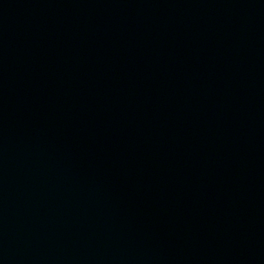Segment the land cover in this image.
<instances>
[{
    "label": "water",
    "instance_id": "1",
    "mask_svg": "<svg viewBox=\"0 0 264 264\" xmlns=\"http://www.w3.org/2000/svg\"><path fill=\"white\" fill-rule=\"evenodd\" d=\"M0 264H264V0H0Z\"/></svg>",
    "mask_w": 264,
    "mask_h": 264
}]
</instances>
